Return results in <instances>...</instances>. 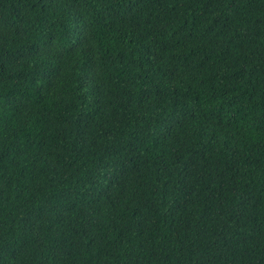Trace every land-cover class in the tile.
I'll return each mask as SVG.
<instances>
[{
    "label": "trees",
    "instance_id": "16d2710c",
    "mask_svg": "<svg viewBox=\"0 0 264 264\" xmlns=\"http://www.w3.org/2000/svg\"><path fill=\"white\" fill-rule=\"evenodd\" d=\"M0 264H264V0H0Z\"/></svg>",
    "mask_w": 264,
    "mask_h": 264
}]
</instances>
